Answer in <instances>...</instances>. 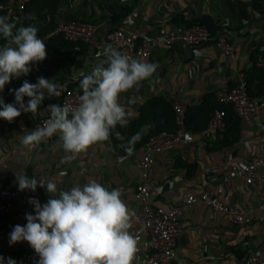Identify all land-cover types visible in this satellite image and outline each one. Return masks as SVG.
<instances>
[{"label": "crops", "instance_id": "obj_1", "mask_svg": "<svg viewBox=\"0 0 264 264\" xmlns=\"http://www.w3.org/2000/svg\"><path fill=\"white\" fill-rule=\"evenodd\" d=\"M44 1L34 0L27 7L26 18L21 19L17 0H0V16H8L17 27L36 26L47 52L44 61L31 65L28 75L6 84L0 97L6 104H14L12 90L25 80L37 83L38 77L61 85L59 96L45 94L35 116L21 112L11 123L0 119V183L44 205L53 197L39 186L40 177L53 179L62 190L96 180L109 190L121 191V199L135 213L129 229L133 233L139 226L136 186L143 174L139 160L144 145H131L129 153L127 143L125 153L120 154L106 141H100L83 152L68 153L59 134H55L29 150L22 144L25 129L39 127L40 119L49 116L44 109L57 104L66 88L80 83L81 74H90L101 62L107 67L103 55L107 46L124 54L117 45L104 42L105 33L112 27L135 32L148 41L153 47L150 57L134 59L158 65L151 77L120 95V104L132 113L128 124L137 121L141 108L153 99L168 98L198 109L205 97L219 98L241 76L246 81L249 77L252 91L260 94L261 79L252 74L255 56L264 53V0H52L46 5ZM200 18H209L216 38L235 46L234 58L213 43L196 49L191 56L164 44L163 34L173 26H185L183 22ZM67 21L93 24L96 29L92 42L71 48L61 35L48 38L51 30ZM4 43L0 37V46ZM97 44L102 45L100 49ZM98 50L101 54L96 57ZM28 100L24 97V103ZM196 118L198 115L193 120ZM206 127L198 132L189 130L195 136L194 142L156 152L154 164L146 172L153 208L170 209L180 204L185 194L198 196L220 184L234 162H247L264 154V107L249 120L230 116L223 131L212 140L201 134ZM144 132L149 129L145 127ZM18 173L37 179L34 192L19 190ZM219 199L240 210L248 221L231 225L224 214L199 201L181 216L174 255L162 264H246V256L263 245L264 208L260 207L257 186L234 179ZM26 213L35 215L34 205L0 219V256L5 264L9 258L20 264L24 251L35 252L27 241L10 244L12 229L27 224Z\"/></svg>", "mask_w": 264, "mask_h": 264}, {"label": "clouds", "instance_id": "obj_2", "mask_svg": "<svg viewBox=\"0 0 264 264\" xmlns=\"http://www.w3.org/2000/svg\"><path fill=\"white\" fill-rule=\"evenodd\" d=\"M0 37L5 40L0 46L2 92L12 79L28 75L31 65L44 61L47 52L36 26L17 27L8 16H0ZM103 55L107 67L101 62L90 74H81L79 104H49L44 109L49 118L43 126L33 131L25 129V147L31 150L59 134L66 152L80 153L97 142L107 141L117 124L127 126L132 113L120 104V95L151 77L158 65L131 58L110 45ZM60 88L43 77H38L37 83L25 80L21 87L12 90L14 104H6L0 97V119L11 123L21 112L35 116L45 94L59 96ZM24 97L29 98L27 105ZM116 135L123 139L120 133ZM139 139V134L134 135L126 151L131 153V145ZM16 179L20 191L34 192L38 186L35 177L29 179L24 173H18ZM39 186L53 198L44 205L35 198L29 199L35 215L26 213L27 224L12 229L10 244L27 241L40 257L38 264H133L138 240L129 229L135 213L121 199L119 189L109 190L96 180H89L82 186L62 190L53 179L43 177ZM3 261L0 257V264ZM8 264L17 262L9 258Z\"/></svg>", "mask_w": 264, "mask_h": 264}, {"label": "built area", "instance_id": "obj_3", "mask_svg": "<svg viewBox=\"0 0 264 264\" xmlns=\"http://www.w3.org/2000/svg\"><path fill=\"white\" fill-rule=\"evenodd\" d=\"M32 1L17 0L16 8L21 19L26 18L27 7ZM95 29L96 27L90 23L67 21L51 30L48 38L61 35L72 42L90 44ZM162 40L166 46L184 51L188 56H191L196 49L212 43L231 58H234L236 53L233 44L212 36L208 28L200 24L189 27L173 26L163 34ZM104 42L117 45L124 51V54L131 58H149L153 49L148 41L141 40L135 32H125L118 27H112L105 33ZM101 46V44H97L99 49ZM100 54L98 50L95 56L98 57ZM253 67L264 70V54L257 57ZM80 95H82L81 92L66 88L57 104L61 106L69 104L75 107L79 104ZM219 102L225 107L232 106L233 112L238 118L249 120L264 107V96H251L246 78L241 76L233 81L227 92L219 96ZM173 107L176 113V130L163 131L158 135L150 136L143 146V155L139 160V167L143 170V174L136 186L139 226L133 232L138 240V251L133 264H162L170 260L174 255L181 233L180 218L184 212L190 210L199 201L205 202L210 208L224 214L231 225L246 223L248 220L240 210L224 204L219 199V196L224 192V187H230L234 179H243L246 184L257 186L260 207L264 208V154L247 162H234L220 184L213 186L210 190L203 191L198 196L185 194L181 203L175 207L170 209L152 207L151 189L146 172L154 164L156 152L190 144L195 140V136L186 127L187 107L180 102H174ZM225 117V110H216L201 134L209 140L216 138L224 129ZM48 118L49 116L41 118L39 127L43 126ZM212 192H215V195H212ZM29 199L28 194H21L0 183V219L20 212L24 207L29 208ZM39 259L40 257L33 250H27L21 254L20 264H38ZM245 263L264 264V243L246 256Z\"/></svg>", "mask_w": 264, "mask_h": 264}, {"label": "trees", "instance_id": "obj_4", "mask_svg": "<svg viewBox=\"0 0 264 264\" xmlns=\"http://www.w3.org/2000/svg\"><path fill=\"white\" fill-rule=\"evenodd\" d=\"M34 1V0H33ZM32 1V2H33ZM52 0H45L44 5L48 4ZM31 2V3H32ZM30 3V4H31ZM29 4V5H30ZM185 26H192L194 24L204 25L208 28L212 36H215V27L211 25L209 18H200L188 22H183ZM68 45L71 48H81L84 43L82 42H72L66 40ZM264 54V53H263ZM260 54L256 55L253 64L256 62L257 57ZM254 73L252 76H255L261 79V85L263 86L262 92L260 94L252 91L250 86L249 77L247 79V84L249 88V94L253 97L264 96V70L253 67ZM251 76V75H250ZM68 89L72 91H79L82 93L80 88V83L69 86ZM173 101L168 98H158L148 101L140 110V115L137 121L127 124V126H117L110 130L109 139L106 143L118 151L120 154L125 153V145L129 140L136 134L140 135V139L135 142L134 147L144 145L150 136L158 135L163 131H175L176 130V113L173 107ZM225 110L227 120L230 116L233 118H238L234 112L232 106H223L219 102V98L215 95H208L205 97L203 104L198 109H189L187 108L186 112V127L191 132H198L206 127L211 119L212 114L216 110ZM198 115L196 121L193 120V117ZM149 129L148 133L144 132V128ZM116 133H120V136L123 139L117 137Z\"/></svg>", "mask_w": 264, "mask_h": 264}]
</instances>
